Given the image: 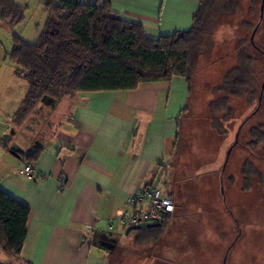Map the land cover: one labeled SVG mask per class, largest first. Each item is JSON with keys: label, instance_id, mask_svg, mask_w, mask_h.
<instances>
[{"label": "crops", "instance_id": "1", "mask_svg": "<svg viewBox=\"0 0 264 264\" xmlns=\"http://www.w3.org/2000/svg\"><path fill=\"white\" fill-rule=\"evenodd\" d=\"M14 2L27 6L25 20L17 28L24 26L33 8L41 13V22L35 24L38 36L46 19L40 0ZM198 2L111 0V7L123 20L141 25L146 37L157 39L187 31ZM0 28L5 27L0 23ZM60 103L61 117L54 124L46 118L38 121L40 132L26 125L30 119L12 125L14 113L9 125L18 127L23 137L16 143L14 135H4L9 140L0 143V191L30 210L21 257L30 264H123L124 254H119L117 262L114 255L121 245L116 238L125 231L117 226L108 231V221L130 211L127 199L138 188L152 182L161 187L160 173L168 163L179 134L180 116L188 103L186 82L173 78L129 92L82 93ZM39 104L34 110H40ZM49 124L54 129L46 138ZM36 132L45 144L36 146L30 141L29 134ZM34 148L42 152L36 161H29L24 155ZM244 164L233 174L232 168L229 171L227 163L224 168L222 163L219 173L208 181L214 196L203 198L201 194L197 203L188 201L187 193L195 186L200 191L201 180L196 184L173 183L172 196L178 207L155 243L158 252L144 256L145 264L174 262V241L185 236H193L200 249L179 255L184 261L196 255L199 258L195 261H203L205 249L214 264L223 256H230L231 264H250V256L243 255L244 247L252 229H264V190L254 178L244 187ZM26 165L33 167L31 176L23 173ZM187 210L204 220L196 225L198 233L188 232L192 224H177L181 212ZM210 216L214 217L213 227ZM206 243L214 248L208 251ZM0 264H10L1 251Z\"/></svg>", "mask_w": 264, "mask_h": 264}, {"label": "trees", "instance_id": "2", "mask_svg": "<svg viewBox=\"0 0 264 264\" xmlns=\"http://www.w3.org/2000/svg\"><path fill=\"white\" fill-rule=\"evenodd\" d=\"M40 4L46 19L37 39L29 42L16 32L25 20L27 6L18 5L14 0H0V23L9 30L12 38V48L6 58L15 66V76L26 83L24 98L10 122L12 125L23 124L44 97L60 101L82 93L129 92L143 84L169 82L173 78H182L187 85L188 103L182 110L181 121L189 110L193 81L198 74L196 58L199 60L202 54L203 38L222 18L227 19L226 27L233 28L232 18L237 6L236 0H199L187 31L149 39L141 25L123 20L112 10L111 0H88L85 3L79 0H40ZM259 16L252 31L254 36L264 18V8L261 20ZM253 38L251 42L250 36L249 45L256 52H263L254 44ZM245 51L244 48L241 53ZM241 59H238L240 66L224 75L225 84L221 87L227 97L221 102H227L235 89H247L248 68ZM261 93L262 89L258 106ZM244 97L250 101L246 92ZM251 136L254 141L247 148L255 149L263 144L264 124L252 130ZM8 140V137H2L0 143L6 144ZM41 152V148H34L24 156L29 161H36ZM172 152L174 156L175 149ZM215 173L219 170L209 172L210 177ZM242 174L245 188L254 178L264 190V175L255 166L245 163ZM163 192L172 199L174 207H178L172 196V186ZM29 213L26 205L0 191V251L10 264H30L21 257ZM165 227L166 224L158 228L143 227L130 234L135 235L134 244L137 246L157 242Z\"/></svg>", "mask_w": 264, "mask_h": 264}, {"label": "rangeland", "instance_id": "3", "mask_svg": "<svg viewBox=\"0 0 264 264\" xmlns=\"http://www.w3.org/2000/svg\"><path fill=\"white\" fill-rule=\"evenodd\" d=\"M261 1L236 0L237 6L232 18L233 28L226 27L227 19L222 20V18V21L220 20L221 22L216 24L217 27L212 29L211 26L206 37L203 38L202 54L199 60L196 58L198 74L193 81L194 87L189 102V110L180 121L179 136L176 148H174L175 155L172 156V151H174L172 148L169 152L168 163L160 173L162 179L159 181L162 189L166 190L170 189L173 182L187 181L189 183L188 181H190V183H196L199 181L197 178L203 177L201 178L202 189L199 191L197 186L190 189V193H187V196L189 195L188 201L197 203L201 194L203 198L211 199L214 196V190L211 191V183L208 182L211 179L209 172L220 171L228 151L231 154H229L230 158L228 156L227 159L229 162L226 161V163L229 171L232 168L233 174L239 173L242 164L250 162L264 175V143L255 149H245L254 141L251 131L259 129L264 124V55L257 53L249 45V39L253 34L252 31L257 24L259 14L260 20L262 19ZM247 7L248 10H246ZM32 10L29 13L30 17L28 16L26 23L23 24L24 26L16 29V32L19 31L21 37L29 42L37 39L35 24L42 20L40 18L41 13L39 14L34 8ZM23 27L22 33L20 29ZM253 37L254 44L264 50V18ZM11 48V33L6 28H0V138L4 135H14L17 143L23 135L19 133L18 127L9 125V119L24 98L26 83L15 76V66L6 58ZM244 48L246 51L242 54ZM238 59H241L243 65L248 68L247 89L239 87L238 90L231 91L233 94L228 96L226 103L221 102L224 97H227L223 87H221L225 84L224 75L230 69L240 66ZM261 89L262 98L258 106L257 100ZM244 92L250 101L244 97ZM39 105L40 110L33 111L34 114L32 113L33 116L27 118L30 121L26 125L40 132L41 128L38 126V121L46 118L54 124L56 118L61 117L63 110L60 101L50 97H44ZM51 114L53 117L50 116ZM53 124H49L47 127L46 138L51 136L54 129ZM29 136L32 138L30 141H34L36 146L45 144V139L40 137L38 132L29 134ZM181 214L182 220L179 219L177 224L181 226L185 223L192 224V227H188L190 228V230L187 229L188 232L198 233L196 225L204 220H200L189 210L181 212ZM210 217L213 227L214 217ZM250 233L251 238L248 239V245L244 247L243 255L250 256V259H247L250 264H264V229L255 228ZM116 239H119L121 245H118L114 257L117 262L120 260L119 254L123 253L124 255L121 257L125 261L123 264H145L144 256L154 254L159 250L154 249L156 242L134 245L135 235L133 233L125 236L123 232ZM207 244L204 246L208 251L214 248ZM198 246L193 236L176 239L174 246H172L175 261L171 264H214L210 261L212 258L210 252H205V249H202L203 261H195L199 258L198 255L193 256L191 261H184L179 258V255L184 252L191 254L198 252L200 249ZM230 260V256H223L219 264H231Z\"/></svg>", "mask_w": 264, "mask_h": 264}, {"label": "built area", "instance_id": "4", "mask_svg": "<svg viewBox=\"0 0 264 264\" xmlns=\"http://www.w3.org/2000/svg\"><path fill=\"white\" fill-rule=\"evenodd\" d=\"M33 167L26 165L23 173L31 176ZM128 212L119 213L114 220H109L108 231L117 226L125 231L132 226L150 227L171 222L175 207L171 198L164 194L158 185H144L134 191L127 199Z\"/></svg>", "mask_w": 264, "mask_h": 264}, {"label": "water", "instance_id": "5", "mask_svg": "<svg viewBox=\"0 0 264 264\" xmlns=\"http://www.w3.org/2000/svg\"><path fill=\"white\" fill-rule=\"evenodd\" d=\"M263 8H264V0L261 1V13L263 12ZM253 35H254V33L251 36V39H250L251 42H252ZM229 154H230V151H228L227 154H226V159H225V163L223 164V168L225 167V164H226V161L228 159ZM150 227H152V228H158L159 226L158 225H151ZM140 229L141 228L139 226L129 227V228H127L125 230L124 235L127 236V235H129L130 232L139 231Z\"/></svg>", "mask_w": 264, "mask_h": 264}, {"label": "flooded vegetation", "instance_id": "6", "mask_svg": "<svg viewBox=\"0 0 264 264\" xmlns=\"http://www.w3.org/2000/svg\"><path fill=\"white\" fill-rule=\"evenodd\" d=\"M258 51V50H257ZM260 54H262V55H264V51L263 52H261L260 50L258 51Z\"/></svg>", "mask_w": 264, "mask_h": 264}]
</instances>
